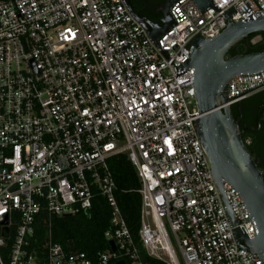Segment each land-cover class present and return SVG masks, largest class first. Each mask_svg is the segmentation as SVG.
<instances>
[{"label": "built area", "instance_id": "2783aa9c", "mask_svg": "<svg viewBox=\"0 0 264 264\" xmlns=\"http://www.w3.org/2000/svg\"><path fill=\"white\" fill-rule=\"evenodd\" d=\"M211 3L202 12L177 0L173 25L153 42L123 0H0V264H145L115 199L108 161L121 155L139 182L147 257L263 264L234 234H257L239 193L222 181L221 194L213 179L187 63L194 40L217 37L227 13L256 19L264 0ZM261 89L264 70L234 76L219 109ZM96 197L110 208L104 238L115 251L92 260L53 243L50 227L87 214ZM40 222L48 230L36 251Z\"/></svg>", "mask_w": 264, "mask_h": 264}, {"label": "water", "instance_id": "95a60500", "mask_svg": "<svg viewBox=\"0 0 264 264\" xmlns=\"http://www.w3.org/2000/svg\"><path fill=\"white\" fill-rule=\"evenodd\" d=\"M123 1L153 42L173 25L169 9L177 0H169L160 10L162 26H154L140 19L127 0ZM194 3L202 12L212 6L211 0H194ZM225 18L227 26L217 37L196 39L191 43L192 51L187 66L194 71L193 87L200 115L195 124L218 190L222 194V181L234 188L255 223L257 234L252 239L238 230L234 234L242 242L240 246L255 254L264 264V178L257 167L258 161H254L246 152L239 128L232 119L230 106L219 109L228 102L224 87L229 79L239 74L264 70V50L227 58L229 50L242 39L251 34L264 33V13L245 22H232L230 13ZM227 214L231 223L235 224L228 208ZM2 234L6 237V231ZM108 246L112 252L115 251L112 241L108 242ZM111 264L125 263L118 261Z\"/></svg>", "mask_w": 264, "mask_h": 264}, {"label": "trees", "instance_id": "16d2710c", "mask_svg": "<svg viewBox=\"0 0 264 264\" xmlns=\"http://www.w3.org/2000/svg\"><path fill=\"white\" fill-rule=\"evenodd\" d=\"M255 37H259L260 40L253 44L252 40ZM263 50L264 33L251 34L232 47L227 58L258 53ZM108 167L116 186L114 194L117 205L121 210L132 240L138 248L141 261L145 264H165L147 257L138 240L140 198L136 192L139 188V182L135 170L124 155L109 159ZM109 229L110 208L104 198L96 197L87 214L80 213L65 218H52L51 241L59 244L65 250L84 252L90 259L95 260L98 254L107 251L109 248L108 241L104 238V233ZM47 230V226L43 222L36 225L34 240L31 242L32 249L38 250ZM8 245H10L9 241ZM3 258L5 260L4 256ZM124 260L128 264V261Z\"/></svg>", "mask_w": 264, "mask_h": 264}, {"label": "flooded vegetation", "instance_id": "af4514ba", "mask_svg": "<svg viewBox=\"0 0 264 264\" xmlns=\"http://www.w3.org/2000/svg\"><path fill=\"white\" fill-rule=\"evenodd\" d=\"M168 1L127 0L140 19L154 26H162L160 10ZM230 113L239 128L246 152L254 161H258L257 167L264 178V89L231 105Z\"/></svg>", "mask_w": 264, "mask_h": 264}, {"label": "rangeland", "instance_id": "374dc122", "mask_svg": "<svg viewBox=\"0 0 264 264\" xmlns=\"http://www.w3.org/2000/svg\"><path fill=\"white\" fill-rule=\"evenodd\" d=\"M260 40V38L259 37H255L253 40H252V43L254 44V43H256V42H258ZM170 237H171V235H170ZM177 252V251H176ZM180 261V263H181V260H179Z\"/></svg>", "mask_w": 264, "mask_h": 264}]
</instances>
